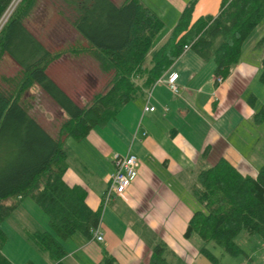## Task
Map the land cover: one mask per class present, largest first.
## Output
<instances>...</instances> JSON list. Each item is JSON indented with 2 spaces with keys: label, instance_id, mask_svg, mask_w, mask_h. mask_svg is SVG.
<instances>
[{
  "label": "trees",
  "instance_id": "obj_1",
  "mask_svg": "<svg viewBox=\"0 0 264 264\" xmlns=\"http://www.w3.org/2000/svg\"><path fill=\"white\" fill-rule=\"evenodd\" d=\"M60 1L87 44L81 51L88 52L111 80L107 91L81 106L49 75V67L61 55L51 52L27 26L39 0H22L1 29L0 65L8 58L19 70L14 77H0V264H13L3 253L8 235L2 224L24 198H31L49 218L51 231L26 230L25 235L53 264H66L68 253L62 242L76 234L92 240L99 228L101 210L89 207L83 188L70 187L64 180L71 155L67 138L82 141L93 129L106 126L123 106L151 91L186 47L202 60L213 61L218 78L228 76L239 63L246 40L264 20V0H222L217 15L197 19L196 1H191L166 40L155 48L165 23L142 0ZM12 2L0 0V20ZM259 45H264V38ZM260 81L264 84V55ZM36 87L65 115L57 136L31 113L29 93ZM251 102L255 104V98ZM262 116L264 109L257 115ZM190 192L196 207L187 238L197 235L231 257L244 253L236 242L243 231L264 242V164L253 177L221 159L198 173ZM201 253L219 264L206 246ZM176 255L159 243L149 264H175ZM101 264H115V258L105 252Z\"/></svg>",
  "mask_w": 264,
  "mask_h": 264
},
{
  "label": "crops",
  "instance_id": "obj_2",
  "mask_svg": "<svg viewBox=\"0 0 264 264\" xmlns=\"http://www.w3.org/2000/svg\"><path fill=\"white\" fill-rule=\"evenodd\" d=\"M142 1L165 23L156 48L191 1H196L197 19L217 15L222 0ZM243 51L244 46L230 74L218 78L215 63L189 49L164 75L179 76V94L155 85L84 140H65L71 155L64 180L70 187L83 188L89 207L101 210L99 229L104 239L100 242L80 235L62 242L68 253L66 264H101L105 252L115 258V264H149L159 243L177 254L175 264L210 263L201 249L211 242L185 235L196 207L190 189L198 173L226 159L243 175L255 177L264 164V116L257 117L264 109L263 51L246 58ZM148 105L156 110L144 112ZM131 153L139 160L138 177L123 196L104 207L103 195L117 169V157ZM46 217L45 231H49ZM246 236L249 245L256 247H241L245 260L238 264H251L257 256L258 264H264V242ZM17 241L23 247L20 251L7 254L9 236L3 249L13 264H53L45 254L34 252L33 245L23 244L18 237Z\"/></svg>",
  "mask_w": 264,
  "mask_h": 264
},
{
  "label": "rangeland",
  "instance_id": "obj_3",
  "mask_svg": "<svg viewBox=\"0 0 264 264\" xmlns=\"http://www.w3.org/2000/svg\"><path fill=\"white\" fill-rule=\"evenodd\" d=\"M115 1L122 2V0ZM158 9L160 10L161 8ZM70 18H72V13L66 9L60 0H39L37 9L31 19L27 21V26L51 52L60 53L61 55L49 67V75L77 103L81 106H87L92 102V98L96 93L107 91L111 75L102 73L99 65L90 54L81 51L82 48L87 47V44L80 39L78 33L72 27ZM262 38H264V20L246 40L243 51L245 58L261 50L264 55V45H259ZM72 48H79L80 51L73 53L71 52ZM18 70V67L10 59L5 58L0 65V77H14L18 73ZM29 94L33 97L32 115L52 135L57 136L59 127L65 120L64 113L40 88H34ZM45 222H47V217L39 206L31 198L24 199L22 206L2 224L3 230L10 239L7 248H5L7 254L9 253L8 255H10L23 248L18 243L17 237L26 242L23 244L32 246L27 240L25 231L27 229L31 231H45L48 229L44 226ZM246 235L243 231L237 237L236 242L241 247H256L255 244L249 245L245 239L248 238ZM77 236H80V234L75 235L74 238ZM256 238L260 237L256 236ZM208 249L218 258L219 264H238L239 260H245L244 255L237 257L229 256L220 246L213 242L209 245ZM23 251L25 252V250ZM34 252L39 254L36 249H34ZM258 257L254 258V262L251 264H258V260L260 259ZM208 262L210 263L207 264H213L211 261Z\"/></svg>",
  "mask_w": 264,
  "mask_h": 264
},
{
  "label": "built area",
  "instance_id": "obj_4",
  "mask_svg": "<svg viewBox=\"0 0 264 264\" xmlns=\"http://www.w3.org/2000/svg\"><path fill=\"white\" fill-rule=\"evenodd\" d=\"M21 1L22 0H13L10 7L0 20V31L4 27L6 22L9 20L10 16ZM187 50H189V47H186L185 52ZM178 80V75L171 74L167 77L163 76L162 78H160L155 85H165L170 89L173 94L177 95L180 92ZM155 110V107L148 105L145 107L144 112H154ZM116 164L117 169L111 175L108 186L103 195L104 207L108 206L116 198L123 196L125 192L133 185V183L138 177L139 160L135 154L131 153L124 157H117ZM93 238L100 242L104 240L99 228L95 230Z\"/></svg>",
  "mask_w": 264,
  "mask_h": 264
}]
</instances>
